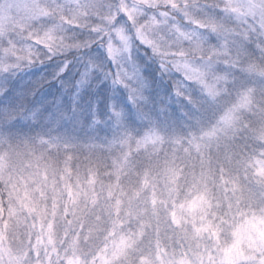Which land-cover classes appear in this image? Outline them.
Segmentation results:
<instances>
[{
    "label": "clouds",
    "instance_id": "clouds-1",
    "mask_svg": "<svg viewBox=\"0 0 264 264\" xmlns=\"http://www.w3.org/2000/svg\"><path fill=\"white\" fill-rule=\"evenodd\" d=\"M0 264H264V0H0Z\"/></svg>",
    "mask_w": 264,
    "mask_h": 264
}]
</instances>
